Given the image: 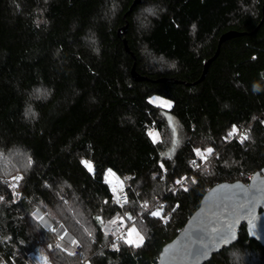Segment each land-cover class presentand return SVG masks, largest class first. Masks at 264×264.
<instances>
[{"label":"trees","instance_id":"16d2710c","mask_svg":"<svg viewBox=\"0 0 264 264\" xmlns=\"http://www.w3.org/2000/svg\"><path fill=\"white\" fill-rule=\"evenodd\" d=\"M263 1L141 0L129 9L132 0H0V254L8 264H28L31 253L50 264H155L209 188L246 183L264 168ZM146 6L153 13L144 20ZM125 23L135 72L147 80L130 75L132 57L116 35ZM225 31L244 34L220 45L201 82L174 83L200 77ZM152 96L171 107L149 103ZM161 111L183 133L171 158H163ZM233 125L248 139L229 136ZM207 148L208 163L195 166L193 150ZM17 153L25 163L15 166ZM109 169L128 177L121 211L104 182ZM15 173L16 194L6 185ZM161 205L162 217L173 209L167 220L150 214ZM36 209L78 242V256L57 246ZM118 211L145 238L110 252L102 227ZM204 264H264V245L242 225L237 242Z\"/></svg>","mask_w":264,"mask_h":264},{"label":"water","instance_id":"95a60500","mask_svg":"<svg viewBox=\"0 0 264 264\" xmlns=\"http://www.w3.org/2000/svg\"><path fill=\"white\" fill-rule=\"evenodd\" d=\"M140 1L132 0L129 9L137 6ZM261 3L263 16L264 1ZM126 29L127 23L116 31V35L121 38L125 51L132 57L130 75L134 81L147 80L135 72V57L127 47L124 38ZM243 34L235 31L222 33L217 40L214 54L203 62L200 77L194 83L173 82L182 83L186 86L201 82L208 71L209 65L218 56L220 45ZM155 82H165V79H158ZM160 113L169 131V149L175 151L173 147L176 144L178 121L168 111H161ZM248 210H251L255 216L252 227L249 225ZM242 225H244L249 239L264 245V168L254 172L246 183L241 181L222 182L209 188L201 196L198 207L193 210L180 231L173 239L162 246L155 264H204L214 254L237 242L238 231ZM229 226H231L234 239L230 237L226 243H217L219 234H227ZM214 229L217 231H214ZM213 244H215V248L212 247ZM205 249L209 250V255L206 258L200 255Z\"/></svg>","mask_w":264,"mask_h":264},{"label":"built area","instance_id":"2783aa9c","mask_svg":"<svg viewBox=\"0 0 264 264\" xmlns=\"http://www.w3.org/2000/svg\"><path fill=\"white\" fill-rule=\"evenodd\" d=\"M204 155L205 154L201 151L200 156H204ZM200 156H198L197 153L193 150V160L195 161V166H197L199 162L202 161ZM13 186L16 192L17 184ZM116 197H118V199ZM126 199H127V193H126L125 187H123L122 185L116 186L115 197L113 193V202L119 211H121L126 206L127 204ZM162 209H161V206L156 207V210H162ZM119 211L114 213L110 218H108L103 223V227H102L103 233L109 238L108 242L105 245V248L110 252L117 250L120 244L124 242L123 240L126 236V230L128 226L130 225L128 224V222L132 224L135 221L134 217H128L126 221H124ZM172 211L173 209L166 212L163 216L164 218L163 220L169 219ZM35 212L39 213L38 217H41L42 218L41 220H43V223L41 224L42 227L45 230H48V231L50 230L53 233L57 241L56 244L61 250H63L66 253H73L72 255H77V256L78 254L81 253V247L78 244V242L64 229L62 225H57V226L53 225L47 219V217L44 214H42V212L39 211L38 209L34 211L33 217L35 216L34 215ZM60 237H63V238L61 239ZM73 240H75L77 243L73 244L72 243ZM113 245H115V247ZM26 258H27L28 264H45L32 254L28 255ZM47 264H50V263H47Z\"/></svg>","mask_w":264,"mask_h":264},{"label":"rangeland","instance_id":"374dc122","mask_svg":"<svg viewBox=\"0 0 264 264\" xmlns=\"http://www.w3.org/2000/svg\"><path fill=\"white\" fill-rule=\"evenodd\" d=\"M151 13H153V9L151 8V7H148V6H146V7H143V9H141V12H140V14H141V16L144 18V20H146L147 18H148V16L151 14ZM151 65L153 64V65H155L156 67H159V68H161V69H163V68H169V63H167V62H162V61H160V60H157V59H154L153 57L151 58H149V61H148ZM152 99H157V103H155V104H158V102H159V99H161V98H159V97H157V96H152L151 97ZM164 100V99H163ZM159 107H161V106H159ZM162 108V110H167L168 109V107H161ZM177 130V135H176V144L174 145V149L176 150L177 149V147L179 146V144L182 142V139H183V133H182V130H181V128H180V126H178V128L176 129ZM152 133V136H151V138L153 139V136H155L156 137V140L157 139H159V137H158V135L154 132V131H152L151 132ZM241 133H245L243 130H241V131H238L237 130V132H236V134H238V135H240L241 136ZM170 135H169V131L167 132V146H166V149L164 150V153H163V158H171V156H173V154H174V152L175 151H173V149H169L170 148ZM205 155H207V159L206 160H204V161H201V162H199V164L197 165V166H203V165H205V164H207L208 163V157H209V154H207V153H205V151L204 150H201ZM12 161V160H11ZM12 163H15V166H18V165H21V164H24L25 163V157L23 156V154H19V153H17V157H13V161H12ZM0 170H1V167H0ZM251 176V175H250ZM249 176V177H250ZM17 177H20L19 176V173H15V174H13V175H11V176H8L7 178H6V185H7V188L8 189H10L13 193H15L16 194V192H15V188H14V186L13 185H15V184H18V182H19V179H16ZM104 182L107 184V187H109V189L111 190V192L113 193V188H115L116 189V186H120V185H122L123 187H125V189H126V187H127V185H128V177H126V176H124V177H118V176H116L115 174H113L112 172H109L108 170L106 171V172H104ZM1 199L2 198H0V201H1ZM145 205H146V207H145ZM143 209L145 210V211H148V210H150V207H149V205L148 204H144V207H143ZM35 216L34 217H36V220L39 222V224L41 225L42 223H43V220H41V217H38L39 216V213H37V212H35V214H34ZM38 218V219H37ZM48 219V218H47ZM122 219L124 220V221H126V219H124L123 217H122ZM45 221V220H44ZM50 221V220H49ZM42 226V225H41ZM135 230V232L136 233H139L142 237H143V241H144V238H145V234H144V231H143V228L141 227V225L140 224H138V223H135V224H130L129 226H128V228H127V230H126V236H125V238H124V243H125V245H127V246H130V247H132V248H136V247H138V246H135V245H133V244H129V243H126L125 241L129 238V233L130 232H132V230ZM133 239H135V236H133L132 237ZM141 245V244H140ZM139 245V246H140ZM32 255H34V256H36V258H38L41 262H43V263H45V259H43V258H41V257H39V255H36L35 253H31ZM236 257L237 258H240L242 261H244V260H246V257L244 256V255H241V256H239V255H236ZM48 263V262H47ZM0 264H8V262H6L4 259H3V257H2V255L0 254Z\"/></svg>","mask_w":264,"mask_h":264},{"label":"snow or ice","instance_id":"6c2138e0","mask_svg":"<svg viewBox=\"0 0 264 264\" xmlns=\"http://www.w3.org/2000/svg\"><path fill=\"white\" fill-rule=\"evenodd\" d=\"M158 99V98H157ZM157 99H152L150 98L149 100V103H157ZM157 106H161V107H168L170 108L171 107V102L168 101V100H163V99H159V102L157 104ZM262 123H264V121H262ZM237 132V127L235 125L232 126V129L231 131L229 132V136H232L234 135L235 133ZM150 136H152V133H149ZM241 142H243L244 140H247L248 139V135L247 133H241ZM153 142L155 143L156 142V137L153 136ZM175 143V141H174ZM194 151L197 153L198 156H200V153H201V150L200 149H194ZM205 153L207 154H211L213 149L211 148H207L204 150ZM201 160L204 161L207 159V155H204V156H200ZM31 164V160L29 159V165ZM82 164L85 165V167H87L89 169V171H92V167H91V163L88 162V161H82ZM163 167V165H162ZM109 172H111V170L109 169L108 170ZM20 177H17L16 179H19ZM183 179V178H181ZM180 181H177V183H179ZM196 181L193 179V183H195ZM122 190V189H121ZM188 189H185V191H187ZM113 193H114V197H115V193H116V189L113 188ZM118 199V197H116ZM127 202V200H126ZM146 207V205H145ZM162 205H161V209H162ZM153 217H157V218H162L164 219L162 216H161V210H157V211H152L150 213ZM248 214L250 216V220H249V225L250 227L253 226V221L255 220V216L254 214L251 212V210H248ZM42 219V218H41ZM98 222H103L101 217L97 216L95 218ZM214 231H217L216 229H214ZM89 235H91V233H89ZM135 236V239H133L132 237ZM233 238L234 239V235L232 234L231 232V226H229V230L227 232V234H219V239L217 240V243H226L227 240L229 238ZM61 239L63 237H60ZM126 243H129V244H133L135 246H139L140 244L143 243V237L139 234V233H136L135 230L133 229L132 232L129 233V238L125 241ZM73 244H76L77 242L75 240L72 241ZM115 247V245H113ZM213 248H215V244H213L212 246ZM69 255H72L73 253H68ZM201 256L203 257H207L209 255V250L208 249H205L204 251H202L200 253ZM45 264H47V261L45 260Z\"/></svg>","mask_w":264,"mask_h":264}]
</instances>
